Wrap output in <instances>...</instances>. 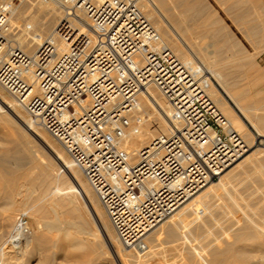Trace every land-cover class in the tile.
<instances>
[{
  "label": "built area",
  "instance_id": "obj_1",
  "mask_svg": "<svg viewBox=\"0 0 264 264\" xmlns=\"http://www.w3.org/2000/svg\"><path fill=\"white\" fill-rule=\"evenodd\" d=\"M67 3L87 17V28L57 26L69 44L62 53L54 39L42 44L33 61L38 85L27 86L25 107L82 171L120 243L145 251L149 234L218 181L247 146L202 73L164 46L136 0ZM149 87L169 103L167 132L131 156L121 143L142 124L140 97ZM31 234L28 216L19 214L11 240Z\"/></svg>",
  "mask_w": 264,
  "mask_h": 264
},
{
  "label": "bare ground",
  "instance_id": "obj_2",
  "mask_svg": "<svg viewBox=\"0 0 264 264\" xmlns=\"http://www.w3.org/2000/svg\"><path fill=\"white\" fill-rule=\"evenodd\" d=\"M136 1L146 18L159 33L164 46L173 50L186 66L202 73L207 82V92L211 99L227 117L231 126L244 138L247 152L250 151V148L256 144V134L247 127L240 114L223 96L221 90L259 136H264V122L253 112L252 107L239 96L233 79L231 80L227 74L222 72L216 63L213 64L214 67H208L189 57L186 48L187 40L185 41L187 37H184L185 39L181 37V39L176 35L177 33L171 32L161 13L162 10H168L166 0ZM261 1L229 4L225 10L235 12L240 9H251L261 12L264 10ZM175 5L179 9L181 17L187 11L198 12L203 7L200 0H195L193 3L181 1ZM87 22V17L82 12H72V6L67 3V0H0V122H4L5 125L8 123L18 129L21 137L19 140L22 139V141H19L20 145L17 148L19 151L28 153L27 161L22 158L24 163L17 157L11 161L7 160L6 154L0 157V178L5 183V189L0 190L2 193L0 217L3 222L8 223L11 218H14L17 210L21 209L20 207L24 208L28 216L34 218L42 229V233L37 234L36 245H40L42 248L47 247L49 243L61 245L63 250L70 253L76 264H90L88 254L101 253L104 247L110 248L120 263L152 264L151 261L160 256L158 242H163L162 238L164 237L172 239V237L180 235H186V243H184L186 251L191 257L193 256V259H197L198 264H264L263 149L262 151L258 147L250 154H244L223 172L217 183L214 182L215 184L207 188L205 185L183 203L168 220L149 234L146 239L147 250H132L121 246L119 239L110 232L105 221V214L99 206L101 202L96 194L91 192L87 184L88 181L83 180L82 171L72 159L68 160L63 156L61 150L56 146V142L45 134L43 131L45 128L38 119L32 116L27 118L22 113L28 99L27 86L32 85L37 88L38 85L33 72V61L42 44L48 39H54L58 53H62L68 50L69 44L60 38L56 27L65 24L67 29L85 31ZM216 22L215 20V24ZM213 56L215 57V55ZM28 59L29 65L27 64ZM212 77L217 79L221 90L212 82ZM140 112L141 115H144L142 124L133 125L121 143V146L131 156H135L142 147L150 144L154 137L167 132V118L171 108L163 95L155 88L149 87L140 97ZM40 148L44 149L49 156L47 157L41 152ZM261 153L262 156L259 155ZM4 173L11 175L12 178H7ZM246 178L252 180L249 185L246 182L247 194L242 198L243 196L239 197L234 194L232 188L233 186L241 188V185L236 184L243 183L238 181L236 183V180L244 182L243 180ZM220 194L229 199L227 206H222V210H219L221 205L218 206L217 202L215 203L213 200L216 196L221 198ZM241 198L245 199V205L238 202L242 201ZM206 205L208 208H210L209 205H213L212 213L203 214V218L200 215L193 226L190 228L186 226L189 225V219L199 214L201 206ZM218 212H222L230 218L229 228L226 227L228 221L226 225H222L229 230L228 237L226 230L225 237L219 240L217 237L222 233L217 231L220 234L216 235L219 241L217 239L216 242L209 241L205 248L198 249L197 243L194 244V238L191 237L193 239L191 240L190 237H187L188 234L202 236L209 229L208 233H211L213 224L210 227V221ZM222 213L220 215L226 219ZM91 223H94L97 229L92 228ZM219 227L221 228L220 225ZM217 229H214L215 234ZM244 241L250 242L248 245H241Z\"/></svg>",
  "mask_w": 264,
  "mask_h": 264
},
{
  "label": "rangeland",
  "instance_id": "obj_3",
  "mask_svg": "<svg viewBox=\"0 0 264 264\" xmlns=\"http://www.w3.org/2000/svg\"><path fill=\"white\" fill-rule=\"evenodd\" d=\"M166 1H167L168 10L166 11L162 10L161 13L166 23L168 24L171 32H173L174 34L177 33L176 35L179 36L180 38L183 37V39L187 37L185 41L187 40L186 48L188 50L187 52L189 54V57L195 59L199 64L201 63L206 64L208 67H214L215 65L213 64L216 63L217 64L216 66L218 68L220 67L221 68L220 70L222 72L227 74L231 80L233 79L232 81L235 84V89L237 90V93L239 94V96L243 99L245 103H247L250 107H252L253 112L260 119L262 118L261 120L264 122V23H263V20L259 23H255L253 21L255 13H253L252 12L253 10L251 9H243V10L240 9L235 12L234 11L228 12L227 10H225L226 7L229 6V4L231 5V4L240 3V2L245 3V1L246 3H249L251 1L256 2L258 0H229V2L228 0L226 1L225 0H200L203 6L201 10H199L198 12L187 11L183 13V17H181L182 15L179 13V9H177L175 4L181 1L193 3V1L195 2V0H166ZM172 2L174 3L173 6H172ZM261 2H264V1L262 0ZM215 20L217 21L216 24H215ZM186 21L189 23H187ZM215 29H217L218 31ZM182 31L184 32L186 31V33ZM206 54H208L209 56ZM213 55H215L216 58ZM224 66H227V67H224ZM211 80L212 82L215 83L216 87L221 90L217 79L215 77H212ZM221 92L223 96L229 100L234 110H236L240 114L241 118L244 120L247 127L256 134V144L252 148H250V151L246 152L245 155L250 154L251 152L255 151L256 148L258 149V147L260 148V150L262 149L264 150V136H259L253 130L250 123L237 110L236 106L231 102V100L226 96V94L222 90ZM10 98H13V97H10ZM26 111L27 109L25 108V110H22V113L25 116H27V118H30L31 115L28 113V111L27 112ZM43 131L45 132V134H47V136L52 141L56 142V146L61 150L63 156L65 158L67 157L68 160H71V158L66 153L62 144L57 139H55L48 131L44 129ZM20 138L21 137L19 136V131L15 126L10 125L8 123H6L5 125L4 122H0V157L6 154L7 160L11 161L12 159H15L17 157V159H19L23 163L24 161H27L26 156L28 155V153L25 151H19L17 148L20 145V142L22 141V139L21 141L19 140ZM40 150L47 157L49 156L48 153L44 149L40 148ZM263 154H264V151H263ZM259 155L262 156V153ZM262 157H264V155ZM22 158L25 160L23 161ZM5 176L7 178H12L11 175L5 174ZM242 176L245 177V175H242ZM82 178L85 182H87L84 175L82 176ZM251 180H252L251 178L244 179L243 180L244 182H242V180L241 181L236 180V183L238 181L243 184H240V183L236 184L238 186L241 185V188H239L240 186L239 187H237L236 185H235L236 187L233 186L232 192L234 194H237V196L240 197L241 195V197L243 196L242 198H244L247 194V190L245 189L246 188L245 186H247L246 182L249 185V182H251ZM218 181H216L215 183H217ZM215 183H209L208 185H206L205 188ZM87 184L89 188L91 189V192L95 195L90 184L88 182ZM3 189H5V183L0 178V190L2 191ZM245 190L246 192H244ZM1 197H2V193H0V200L2 199ZM242 198L241 200L243 202L242 201H238V202H240L241 204L243 203L242 205H245L244 204L245 199H242ZM213 200H215L214 201L215 203L217 202L218 206L219 204L221 205L219 206L221 207V209L219 210H222L224 206L226 207L229 202V199L226 198V196H222V195H221V198L220 196H216ZM99 206L103 214H105V221L107 222L109 226L110 232L113 234L115 238H118L116 231L104 210V207L102 206L101 203H99ZM207 206L208 205L204 207L201 206V210H199L200 212L199 214H197L198 216L197 215L193 216L192 217L193 219L191 218L188 220L189 225H186V223L185 225L189 226L190 228L191 226L194 225V223L198 221L196 219L197 218L199 219L200 215H201V218H203V214H206V213L211 214L214 207L213 205H209L210 208H208ZM1 208L2 207L0 206V211H1ZM20 208H19L20 210H17L14 218H11V221L9 220V222L7 221L8 223H5L6 221L3 222V220L0 217V264H17L19 263V260H21L20 261L21 264H76L75 261L71 258L70 253L63 250L61 245H52L51 243H49L47 247L45 248L44 247L42 248V246L40 245H36L37 244L36 242L37 234H41L42 229H40L39 224L34 218L28 216L24 208L22 207ZM21 213H25L28 216L29 227L32 231V234L30 235V237L26 238L25 240L15 242L11 240V237L13 234V229H14V225L16 222V218ZM220 213L222 212H218L217 213L218 215L216 214V216H214V218L210 221V227L213 224V228L211 227V231H212L211 233H208L210 230L209 229L208 232L205 233L207 235L203 234L202 236L201 235L196 236L195 234H190V235L188 234L187 237H190L191 240H193L192 238H194V244L196 245L197 243L196 246L199 247L198 249H200V247L205 248L207 246V242L209 244V241L216 242L217 238L221 240L222 237H225L226 234L228 237L229 230L227 228H229L230 218L222 213V215H225L226 219L228 218V220H226L220 215ZM227 221H228V224H227ZM215 223H219V224L215 226L214 225ZM224 224L225 225L227 224L226 227L227 226L228 227L226 228L225 226H222ZM219 225L221 226L222 229L219 227ZM214 226L217 227L218 229L215 228ZM91 227L96 228L97 226L94 223H91ZM214 229H217L216 234L214 233L215 232ZM226 230H227V233L225 234ZM217 231L220 234L222 233V235L223 234L224 235L223 236L220 235ZM217 234H219L221 237L220 236H219L220 238L217 237L218 236ZM207 237L208 239H205ZM210 237H212L213 239L215 238V239L213 240ZM218 239L217 241H219ZM185 240H186V235H182V236L180 235L174 238L172 237V239L171 237L170 239L169 238L167 239L166 237L162 238L163 242L159 241L160 243L158 242V246H157L161 257L157 256L156 260H153L154 262L151 261L152 264H155L157 261L158 262L156 264L158 263L160 264H165V263L166 264H182L183 262L185 264H194V263L198 264L197 259L195 258L193 259V256L191 257V255L188 254V252L186 251V247L184 244L186 243ZM198 241H201V242H198ZM103 242L105 244L104 239H103ZM249 242L244 241L243 243H241V245H248ZM181 244L182 246H180ZM187 254L188 256L189 255L190 256L188 257ZM243 257H241V259H243ZM88 259H90V262H89L90 264H123V263H120L116 259L112 250L108 247H104L103 252L101 253H94V254L89 253ZM188 261L190 262L188 263Z\"/></svg>",
  "mask_w": 264,
  "mask_h": 264
},
{
  "label": "crops",
  "instance_id": "obj_4",
  "mask_svg": "<svg viewBox=\"0 0 264 264\" xmlns=\"http://www.w3.org/2000/svg\"><path fill=\"white\" fill-rule=\"evenodd\" d=\"M264 1V0H263ZM262 4L264 5V2H262ZM254 14V18H253V21L255 23H259L263 20V23H264V10L261 11V12H255V11H252ZM263 12V13H262Z\"/></svg>",
  "mask_w": 264,
  "mask_h": 264
}]
</instances>
